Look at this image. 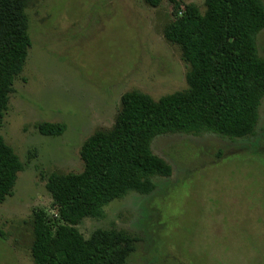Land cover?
Returning <instances> with one entry per match:
<instances>
[{
	"label": "rangeland",
	"instance_id": "obj_1",
	"mask_svg": "<svg viewBox=\"0 0 264 264\" xmlns=\"http://www.w3.org/2000/svg\"><path fill=\"white\" fill-rule=\"evenodd\" d=\"M176 1L205 10V0ZM27 14L32 47L0 129L24 165L0 205V264H34L35 212L58 213L48 177L84 170L82 145L114 126L124 94L159 100L189 89L190 66L165 37L171 0L155 8L145 0H29ZM258 49L264 58V31ZM44 123L66 131L43 136ZM152 150L172 177L156 179L151 196L111 203L102 220L84 219L81 234L129 233L128 264H264V100L254 138L175 134L156 138Z\"/></svg>",
	"mask_w": 264,
	"mask_h": 264
},
{
	"label": "trees",
	"instance_id": "obj_2",
	"mask_svg": "<svg viewBox=\"0 0 264 264\" xmlns=\"http://www.w3.org/2000/svg\"><path fill=\"white\" fill-rule=\"evenodd\" d=\"M174 3L166 39L178 45L190 66L189 89L154 100L140 92L122 96L114 126L98 130L81 147V173L52 174L47 180L57 215L35 212L31 254L34 264H128L135 238L100 229L86 239L78 225L102 220L105 209L130 194L151 196L156 179L173 167L152 150L161 136L213 135L229 141L257 136L264 100V0H205V10ZM158 7L161 0H145ZM29 0H0V129L15 81L32 47ZM38 131L61 137L64 124L44 123ZM24 165L0 135V205L15 191Z\"/></svg>",
	"mask_w": 264,
	"mask_h": 264
}]
</instances>
